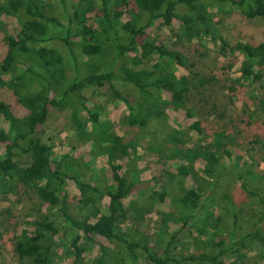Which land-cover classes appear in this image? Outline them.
I'll list each match as a JSON object with an SVG mask.
<instances>
[{
    "label": "trees",
    "instance_id": "trees-1",
    "mask_svg": "<svg viewBox=\"0 0 264 264\" xmlns=\"http://www.w3.org/2000/svg\"><path fill=\"white\" fill-rule=\"evenodd\" d=\"M55 1L61 6L58 14L62 17L55 15L50 2L45 0H0V31L4 33L6 46V56L0 62V90H11L16 102L31 112L30 115L17 116L11 102L0 98V196L19 195L18 187L23 186L35 192L47 206L44 210L39 209V215L29 222L34 227L33 232L24 228L10 239L20 264H52L57 244L62 241L66 254L74 256L75 264H82L84 254L94 250L96 254L91 264H141L144 256L154 264L194 261L253 264L249 260L264 259V253L256 252L253 258L248 256L251 249L264 250V186L254 183L258 180L246 167L252 161L250 158L245 160L243 155L233 154L234 143L226 130L216 131L213 140L207 144L189 146L186 133L169 125L166 110L170 107L193 110L189 106L193 87L205 84L207 79L202 75L192 79L186 53L175 44L156 41L148 32V28L159 19L165 26H170L177 19L180 40L203 44L215 36L217 21L210 11L215 4L232 5L245 18L253 19L264 16V0ZM179 4L186 8L185 12H177ZM69 8L72 9L70 12ZM5 15L16 19L15 27L3 22L2 16ZM124 18L126 20L122 22ZM51 23L64 29L53 35L49 32ZM53 38H59L63 43L65 55L55 46L44 45ZM222 41L220 50L224 54H241L243 57L238 77L224 83L228 91L227 103L233 104L235 97L249 83L264 76V34L246 42ZM110 50V59L101 63L99 58L110 55ZM128 55L129 58L124 59ZM64 59L74 68L72 77L66 73ZM85 59H94L87 64L86 71L82 68ZM118 61L120 65L115 69ZM175 65L188 73L178 75ZM116 78L136 88L135 103L120 92L114 82ZM34 81L38 83L37 90L30 89ZM88 87L101 95L124 101L134 111L129 120L131 124L145 126L152 123L165 125L168 129L163 136L156 135L151 142L153 144L147 148L158 153L164 162L171 158L182 161L170 180L176 177L181 186L183 194L178 201L186 214L175 218L172 213H166L161 232L170 222L187 224L188 219L200 209V201L213 197L214 179L221 177L222 171L226 170V159L231 160L233 169L227 173L240 184L247 198L255 200L249 213L251 221L241 223L240 211L235 207L230 224L221 217H215L212 211L206 212L203 222L214 229L208 238L195 237L200 244L190 254L174 251L178 232L171 231L162 253L158 255L144 233L122 230L127 217L124 201L133 191L139 193L141 183L139 143L135 138L120 135L114 121L102 120L98 105L89 106L83 95V90ZM254 92L245 98L246 107L253 106V111L242 117L249 126L256 117L264 122V83H260ZM50 108L59 111L69 108L80 145L89 144L93 157L105 156L112 162L124 161L125 169L121 171L122 165L116 163L118 171L112 173L111 183L105 187L89 182L81 173L69 174L54 156L53 143L37 135V130L48 118ZM224 115L225 111H221L217 116L222 118ZM261 140L252 138L254 143ZM259 150L260 161L264 162V143ZM197 160L204 161L202 168L195 167ZM70 166L72 163H67V168ZM186 177L191 179L192 185L184 186ZM66 181L73 182L80 192L82 218L73 216L62 195ZM105 198L107 204L103 211ZM54 215L62 223L53 220ZM3 235L0 231V239ZM96 237L106 243L96 241ZM230 256L233 259L228 261Z\"/></svg>",
    "mask_w": 264,
    "mask_h": 264
},
{
    "label": "rangeland",
    "instance_id": "rangeland-1",
    "mask_svg": "<svg viewBox=\"0 0 264 264\" xmlns=\"http://www.w3.org/2000/svg\"><path fill=\"white\" fill-rule=\"evenodd\" d=\"M50 2L51 8L55 15L61 12V6L58 1L45 0ZM221 7V8H220ZM72 9L69 8V12ZM186 8L179 4L177 5V12L183 13ZM210 11L213 12L217 21L214 29V35L210 37L205 43L199 44L197 41L187 42L179 38V21L174 19L170 26H165L159 19L153 27L148 28L149 34L156 41H163L167 44H175L186 53L187 58L191 64L192 79L197 76H204L207 82L198 87H193L190 108L166 110L168 119L167 122L171 127L182 129L186 133V141L189 146L197 143L207 144L213 140L214 133L218 130H226L232 140L233 154L245 156V160L252 161L250 165H246L249 173H253L254 178L258 180L254 183L259 187L264 186V162L260 161V145L264 143V122L257 117L252 120V125H247L242 121V117L250 115L253 111V106L246 107L245 98L252 95L259 89V84L264 83V76L261 79H254L245 87L236 97L233 104L227 103V89L224 83L230 79L238 77V67L243 57L241 54L231 55L224 54L220 48L223 46V41L246 42L252 37L264 34V16H258L253 19L245 18L237 8L232 5L219 6L215 4ZM62 17L61 15H59ZM92 17V16H91ZM3 22L13 28L17 21L14 17L2 16ZM126 18L122 22H125ZM64 28L50 24L49 32L53 35H58ZM4 33L0 31V62L6 56V46L3 42ZM221 36V38H220ZM46 46H55L61 52L66 53L63 43L59 38H53L50 42L44 43ZM133 52L130 53V56ZM112 56L105 55L99 58L102 63L108 61ZM81 58V57H80ZM126 56L124 59H128ZM66 73L72 77L74 68L67 59ZM82 59L79 61L81 62ZM94 59H85L82 62V68L86 71L87 64ZM97 61V59H95ZM118 64L115 69H118ZM144 66V65H142ZM147 64L144 66L146 67ZM23 68V66L21 67ZM178 75L186 74L188 71L180 66H174ZM9 77V75H4ZM115 84L120 92L129 98L131 103H135L138 91L129 83L115 79ZM230 81H228L229 83ZM31 90H37L38 83L34 81L30 85ZM83 95L87 99L89 106L98 105L100 108V118L102 120H111L116 123V131L123 137H132L137 139L139 143L138 154L141 159L138 161L139 179V193L133 191L130 197L124 201L127 209V217L122 224V230L134 231L138 230L144 233L151 240V244L158 255L162 253L161 249L164 247L167 239L171 235V231L178 232L174 243V251L176 253L190 254L195 251V247L200 244L195 237L208 238L213 231V227L203 222V216L206 212L212 211L215 217H221L223 221L231 223L232 209L240 211L241 223L248 224L252 216L250 210L254 208L253 198H247L244 191L240 188V184L235 181L233 176H230L228 170H233L231 160L226 159V170L222 171L221 177L214 179L212 188V198L200 199V209L195 212V215L188 219L187 224L182 221L170 222L169 225L163 229V220L166 213L170 212L175 218L185 216L186 211L180 206L178 198L182 196L183 191L175 179L170 180L171 175H174L177 168L182 161L169 159L164 162L160 159V155L154 150L147 147L153 143L156 135L163 136L168 130L165 125L156 126L154 124H147L139 126L138 124H131L134 111H131L127 104L122 100H115L109 95H101L95 92V89L88 87L83 90ZM0 98L11 102L12 110L17 116L30 115L23 105L16 102L17 98L11 90H0ZM228 105V106H227ZM191 108V109H192ZM227 109V110H226ZM225 111V115L220 118L218 113ZM264 117V116H263ZM260 131L259 136L256 135ZM37 135L42 137L44 141L53 143L54 156L58 158L61 166L63 165L69 174L81 173L83 178L91 183H97L105 187L111 183L110 177L114 171H118L115 166L116 163L122 165V170L125 169V163L122 160L112 162L107 157L95 156L90 154L89 144L80 145L76 134L74 125L71 121L70 110L65 108L62 111L50 108L48 118L37 130ZM252 138L262 139L259 143L252 142ZM64 156V159L62 157ZM64 160V161H62ZM243 162V161H242ZM66 163V164H65ZM67 163H72V167L67 168ZM195 167L202 168L204 161L197 160L194 163ZM245 167V169H246ZM238 167L235 169L237 170ZM233 173V172H231ZM230 173V174H231ZM248 174V172H246ZM173 182V183H172ZM192 185L189 177L184 180V186ZM20 193L9 194L7 197L0 196V231L4 233L3 238L0 239V264H20L14 250L13 243L10 242L16 234L20 233L22 229L28 228L33 232V225H29L30 221L39 215V209H46L37 194L26 188L18 187ZM241 189V190H240ZM157 193V195H156ZM63 197L67 201L69 211L76 218H82V210L80 208V192L71 181H66L62 192ZM208 195V194H207ZM248 201V202H239ZM234 202L236 205L234 206ZM107 198L102 202L103 211L106 210ZM57 223H62L57 215L52 217ZM245 224V225H246ZM161 232V234H160ZM96 241L106 243L102 238L96 237ZM264 253L263 249L258 251L251 249L248 252L249 258H253L255 253ZM92 253L84 254L85 258L82 264H91ZM233 258L230 256L228 261ZM253 264H264V259L257 258V260H249ZM52 264H75L74 256L66 254L65 244L58 243L56 247V254ZM141 264H154L145 256L142 257ZM185 264H207L205 261H194Z\"/></svg>",
    "mask_w": 264,
    "mask_h": 264
}]
</instances>
